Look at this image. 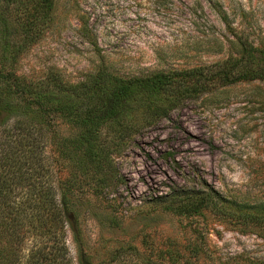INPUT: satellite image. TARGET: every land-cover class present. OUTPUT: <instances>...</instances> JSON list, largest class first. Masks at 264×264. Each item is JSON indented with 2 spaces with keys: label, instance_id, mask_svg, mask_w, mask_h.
Returning <instances> with one entry per match:
<instances>
[{
  "label": "rangeland",
  "instance_id": "374dc122",
  "mask_svg": "<svg viewBox=\"0 0 264 264\" xmlns=\"http://www.w3.org/2000/svg\"><path fill=\"white\" fill-rule=\"evenodd\" d=\"M237 37L264 46V0H57L52 26L19 63L26 78L74 86L100 70H197L102 131L106 191L89 162L76 163L75 125L56 122L52 148L69 150L79 244L94 264H264V225L176 212L203 194L221 209L264 205V81L219 75L239 57ZM67 241L76 261L72 233Z\"/></svg>",
  "mask_w": 264,
  "mask_h": 264
},
{
  "label": "trees",
  "instance_id": "16d2710c",
  "mask_svg": "<svg viewBox=\"0 0 264 264\" xmlns=\"http://www.w3.org/2000/svg\"><path fill=\"white\" fill-rule=\"evenodd\" d=\"M56 2L0 0V264H94L79 244L73 206L79 178L69 170V150L52 148L56 122L67 119L75 125L76 163L85 167L89 162L94 174L101 175L98 188L106 191L107 174L97 145L102 131L126 118L136 103L152 106L172 83L197 74L193 70L124 78L100 70L74 86L56 75L26 78L19 73V63L52 26ZM236 39L239 57L225 62L219 75L227 81H264V46ZM185 199L197 202L177 213L210 208L236 223L264 225V205L228 202L221 209L211 194ZM69 233L78 249L76 261L70 256Z\"/></svg>",
  "mask_w": 264,
  "mask_h": 264
}]
</instances>
